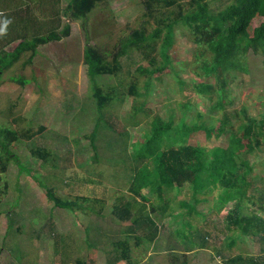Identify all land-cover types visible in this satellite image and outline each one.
<instances>
[{
	"label": "rangeland",
	"instance_id": "374dc122",
	"mask_svg": "<svg viewBox=\"0 0 264 264\" xmlns=\"http://www.w3.org/2000/svg\"><path fill=\"white\" fill-rule=\"evenodd\" d=\"M207 1L213 12L229 3ZM144 12L138 0H109L89 15L85 25L67 17L63 21L70 22L68 38L40 46L32 62V52H26L2 73L0 127L18 133L36 131L40 125L46 129L32 139L9 144L8 169L0 176V264H62L63 260L74 264L78 256L87 264H128L120 259L118 241L124 239L137 263L230 264L228 259L241 255L243 261L238 264H264V239L227 228L225 219L234 202L223 206L217 191L194 193L186 183L163 189L165 202L159 200L158 192L146 191L148 200L137 197L129 222H120L113 214L119 195L134 198L129 187L136 166L143 165L134 153L148 137L155 116L175 128L189 127L186 143L209 150L229 146L243 152L247 138L239 124L246 114L260 118L264 113L262 56L249 52L244 69L230 71L220 89L215 75L205 71L212 52L197 45L181 24L175 26L167 49L170 64L160 72L150 76L154 66L162 65L160 56L152 65L133 52L122 56L123 71L118 77L91 78L85 47H99L110 61L122 38L149 20ZM262 23L264 17H256L250 32ZM18 43L6 50H14ZM141 66L143 72L138 71ZM132 82L140 95L129 93ZM95 86L104 91L116 87L123 98L99 109ZM226 112V133L217 135L213 130L209 135L207 128L219 126ZM230 125L235 136L228 133ZM261 140L247 158L255 188L252 200L264 205L259 199L264 191V135ZM38 147H46L51 154L34 155ZM47 189L63 199L88 196L103 200V205L88 204L94 211L58 208L47 197ZM250 207L257 209L243 208L244 214L251 212ZM148 215L158 227L155 241L130 230ZM55 236L69 242L62 251H56Z\"/></svg>",
	"mask_w": 264,
	"mask_h": 264
},
{
	"label": "trees",
	"instance_id": "16d2710c",
	"mask_svg": "<svg viewBox=\"0 0 264 264\" xmlns=\"http://www.w3.org/2000/svg\"><path fill=\"white\" fill-rule=\"evenodd\" d=\"M109 0H67L63 8V0H0V27L5 26V33L0 35V78L6 69L14 66L26 52L31 51L29 62L36 57L40 46L51 42H58L71 35L69 21H84L99 7ZM144 8V17L149 20L141 23L140 27L133 29L130 34L123 37L119 49L112 55L111 60L106 59L99 47L87 45L85 47V64L91 78L111 76L118 77L123 71L122 56L138 52L143 58L156 65L157 56L163 60L161 66H154L150 76L156 74L166 65L170 64L167 49L174 38V28L181 24L194 37L197 45L209 49L212 58L205 65V71L214 74L220 89L225 86L224 80L230 71L244 69V61L249 52L260 55L264 63V23L250 32L252 21L260 16L264 17V0H229L227 6L217 12L211 10L207 0H138ZM153 28H149L150 25ZM19 42L12 51L5 48L10 44ZM204 54V53H202ZM143 72L144 68H138ZM209 87V85H208ZM132 95H140L136 82L128 88ZM123 93L116 87H108L105 91L95 86L94 94L98 98L99 109L121 98ZM246 112V111H245ZM228 113L220 119L217 127L207 128L208 134L215 131L217 135L226 133ZM243 127L247 138L246 148L237 151L229 146H216L208 149L203 145L186 143L184 140L189 127L182 129L164 123L163 119L155 116L148 137L142 142L134 153L137 165L130 191L133 199L127 195H119L113 205V214L120 222H129L133 216V203L137 197L148 200L145 192H158L159 200L164 201L163 189L170 191L189 184L194 193H218V199L223 206L234 202L229 210L227 228L239 231L242 235L260 236L264 239V217L256 214L264 213V205L252 200L254 183L250 178L251 167L248 153L254 152L261 146V136L264 135V113L260 118L250 117L239 124ZM195 126L193 129H196ZM46 129L40 125L36 131L12 132L8 127H0V176L8 169L9 144L21 138L32 139ZM230 125L229 135H236ZM175 130V134H173ZM34 155L46 158L51 151L46 147L33 149ZM47 197L58 208L74 210H93L96 204L103 205V200L88 196H75L74 199H63L56 196L52 189H47ZM259 199L264 200V191ZM165 202V201H164ZM248 202V203H245ZM251 202V205H249ZM88 204H93L88 207ZM250 207V213L244 214L243 208ZM97 212H99L97 210ZM135 227V228H134ZM130 230H138L141 235H147L150 241H155L158 227L151 215L136 221ZM139 238V237H137ZM67 238L55 236L56 251L65 248ZM122 247L120 259L128 264H143L133 262L130 253V243L127 239L118 241ZM92 246V245H90ZM119 262V260H117ZM230 264L243 261L241 255L228 259ZM63 260L62 264H72ZM74 264H87L83 257H76ZM259 264V263H256Z\"/></svg>",
	"mask_w": 264,
	"mask_h": 264
},
{
	"label": "clouds",
	"instance_id": "9594fccd",
	"mask_svg": "<svg viewBox=\"0 0 264 264\" xmlns=\"http://www.w3.org/2000/svg\"><path fill=\"white\" fill-rule=\"evenodd\" d=\"M7 23H8V21H5V26L4 27H0V35L5 33V28H6Z\"/></svg>",
	"mask_w": 264,
	"mask_h": 264
},
{
	"label": "crops",
	"instance_id": "0c3cea01",
	"mask_svg": "<svg viewBox=\"0 0 264 264\" xmlns=\"http://www.w3.org/2000/svg\"><path fill=\"white\" fill-rule=\"evenodd\" d=\"M6 49V48H5Z\"/></svg>",
	"mask_w": 264,
	"mask_h": 264
}]
</instances>
